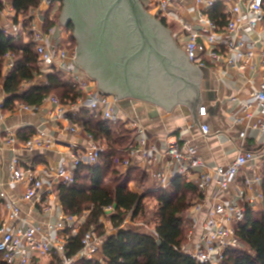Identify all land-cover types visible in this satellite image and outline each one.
Returning a JSON list of instances; mask_svg holds the SVG:
<instances>
[{"label": "built area", "instance_id": "1", "mask_svg": "<svg viewBox=\"0 0 264 264\" xmlns=\"http://www.w3.org/2000/svg\"><path fill=\"white\" fill-rule=\"evenodd\" d=\"M49 7L53 5V0H46ZM155 8L157 16L166 20L171 19L180 27L181 35L184 36V51L189 56L191 63L204 67L210 64L216 71L224 73L230 69L237 71L264 70V29H257L264 13L263 0H195L196 5L201 9L195 21H188L185 17L175 16L172 0H150ZM6 4V1L3 2ZM217 3H222L226 7L227 23L222 28L214 22L208 12ZM37 11V18L31 20L34 11L29 17L17 15L13 8H9L10 24L3 26V31L12 38L25 37L26 42L34 45V51L39 60V69L42 75L58 72L63 75V79L74 84L80 92V98L75 103L79 110H70L63 106L59 99L49 95L44 101L50 102L55 109L52 113L56 120L67 121L69 126L67 131L77 133L79 126L73 122L77 113L85 109L92 113L94 117H101L105 121L117 123L119 120L115 113L117 98L94 93L90 90V80L82 73L81 67L77 64L76 54L71 50L69 35L67 42L62 38V34L56 33L55 27L44 28L45 16ZM38 16L40 18H38ZM53 14L50 19H53ZM252 34L253 37L244 32ZM255 59H260L256 61ZM3 72L11 71L15 66L14 55L7 53L3 57ZM32 83H25V85ZM88 97V98H87ZM257 107L264 113V86L251 94ZM89 103V104H88ZM5 100L0 102V123L5 118ZM18 109L25 113L37 112L39 106L30 107L18 104ZM251 106L246 107L245 118L251 130L260 131L264 134V117L255 116L250 112ZM71 114V116L69 115ZM200 116L206 115V108L199 110ZM241 119V121H244ZM74 123V124H73ZM125 124L132 131L133 140L128 149V154L120 162V167L126 170L133 166H141L146 172L151 173L157 190H164L175 177H182L187 182H191L202 199H197L190 209L195 217L202 209L201 205L206 204L204 219L201 223V232L195 241H189L183 250L189 254L194 261L201 264H222L227 252L231 248H240L234 225L244 221L246 210L238 205L236 199H227V195L232 185L237 182L240 172L255 164L262 154L245 150L241 147L235 160L227 166L206 165L202 160L197 146H190L182 143L178 139L175 142H165L163 152L160 151L161 168L158 167L159 152L147 147L148 140L143 137L138 140V135L143 133V129L136 126L135 122ZM202 133L210 135V130L204 126ZM9 143H17V137L7 131ZM89 145L84 149V156H73L72 166H49L42 169L27 168L19 157H14L9 164L11 173L9 182L12 186L25 183L28 191L21 196L23 201H34L35 204H42L44 190L43 178L55 179L56 185L69 187L75 181L76 168L79 165H95L107 149L106 143L96 141L90 134L86 136ZM55 139L45 135L44 131H37L36 135L25 142L21 149L32 154L35 150L50 149L55 143ZM262 169H264V159L257 166L258 174L256 182L262 183ZM246 186L252 188L251 181H246ZM52 188V187H51ZM211 191V194L206 193ZM7 193L0 186V201L5 205L7 216L5 220H0V264H30L33 258H45L54 256L55 264H78L79 261L95 260L103 264L102 246L106 237L100 236L94 227L88 229L81 240V251L75 256H69L67 250L68 238L64 237L66 232L75 230L80 226L81 218L78 216L65 214L60 215L56 222L47 226L30 224L25 218H21V210L18 204L7 199ZM240 199L244 200V191L239 192ZM263 196V195H262ZM46 210L48 208H45ZM114 214V207L105 209L106 214ZM132 214V213H131ZM194 217V224L196 222ZM125 219V218H124ZM122 227H129L136 232L144 231L151 233L158 238L155 227L148 226L147 222L135 223L134 227L126 226L123 221ZM192 228V230H191ZM190 230L193 231L191 224ZM192 237V233H190ZM67 238V239H66Z\"/></svg>", "mask_w": 264, "mask_h": 264}, {"label": "crops", "instance_id": "2", "mask_svg": "<svg viewBox=\"0 0 264 264\" xmlns=\"http://www.w3.org/2000/svg\"><path fill=\"white\" fill-rule=\"evenodd\" d=\"M141 3L147 13L170 32L172 39L184 51V43H179V40H183L184 36L181 35L180 29L178 32L173 30V23L171 22L174 20H166L157 16L155 8L150 4V0H141ZM172 4L176 12L174 13L175 16L181 15L188 21H195L201 9L200 6L196 5L195 0H172ZM9 8H13L12 4L6 1L3 10L0 12V29L10 24ZM34 12L33 18L35 20L38 12ZM38 18L40 17L38 16ZM257 29L258 31L264 29V13ZM56 33L62 34L58 28H56ZM243 35L248 38L247 35H250V33L245 31ZM250 37H253L252 34ZM21 38L23 42L26 41L25 37L22 36ZM255 60L259 61L260 59ZM191 65H194L201 72L199 83L201 103L199 110L202 107L206 108V115L200 116L198 112L197 118L200 126L193 118L191 108L186 104L178 103L171 111H167L163 106L132 96L117 99L118 106L115 109L117 118L123 123L125 121L127 123L135 122L137 127L143 129V133L138 135L137 139L141 140L145 137L148 140L147 147L159 152L157 156L159 158L158 167L160 168L161 162L163 163L164 161L160 157V151L163 152L165 142H175L178 139L180 142L188 143L190 146H197L202 160L209 167L229 165L235 160L241 147L245 150L262 154V159L259 158L255 164L247 166L240 172L236 179L237 182L231 186L227 198H225V200L228 198L236 199L240 207L244 209L250 208L257 213H261L263 210V196L261 195V183L258 184L256 182V176L258 174L257 166L264 159V134L260 131L251 130L244 118L246 117L245 112L248 104L251 106L250 112L255 116L254 122L257 121V115L264 117V113L257 107L255 100L251 98V94L261 90L264 86V70L237 71L236 69H230L222 73L213 69L210 64L204 67L193 63ZM81 69L82 73L90 80V90L94 93L109 96L111 99L113 97L117 98L114 93H105L100 90L98 88V79L91 77L83 67ZM36 80L33 81V85L47 83L44 78ZM31 86L24 84L22 91ZM5 99L6 94L3 92V82L1 81L0 102ZM18 104H15L13 111L5 113V118L0 123V186L7 193V199L19 205L21 218H25L30 224L44 227L53 224L60 215L65 214L62 204L56 195V186L58 185L55 184V179L43 178L42 204H35L34 201H23L21 196L29 188L25 183L16 186L10 184L11 173L9 172V164L14 157H19L27 168L38 167L42 169L49 166H65L68 168L72 166L73 156L83 157L85 155L84 149L89 145L86 137L88 133L79 125L77 133L67 131L70 123L68 124L64 120H56L54 113H52L55 107L50 102L44 101L39 106L40 109L34 113L21 112L18 109ZM65 107H67L68 112L70 110H79L76 104L65 105ZM69 115L71 116L70 113ZM241 119L244 121H241ZM204 126L209 128V136H205L202 133L201 129ZM23 129L44 131L46 136L52 137L56 141L50 149L35 150L32 154H29L22 151L21 146L24 143L18 138L17 143H9L7 141L10 136L6 133L7 131H11L17 137V132ZM126 129L131 131L127 126ZM140 167L133 166L132 168H136L147 175L148 181L145 184L150 182L155 185L151 173ZM120 169L122 174H126L131 170L121 167ZM247 180L251 181L252 188L246 186ZM129 188L139 194L144 190L136 181H132ZM241 190L244 191L245 196L243 201L239 196ZM207 194H211V191H208ZM201 207L202 209L195 217L197 219L195 222L196 224L199 222V225L198 229H194L192 242L195 241L198 233L201 232L200 227L204 219L206 204L201 205ZM45 208L48 209L46 210ZM6 216L7 210L3 202L0 201V220H5ZM80 218L79 227L61 235L67 237L68 240L71 235H77L87 220L84 215L80 216ZM102 219L105 220V216H102ZM112 231L111 235L117 233L114 230ZM190 233H193V231ZM55 259L54 256L41 259L33 258L30 264H55Z\"/></svg>", "mask_w": 264, "mask_h": 264}, {"label": "trees", "instance_id": "3", "mask_svg": "<svg viewBox=\"0 0 264 264\" xmlns=\"http://www.w3.org/2000/svg\"><path fill=\"white\" fill-rule=\"evenodd\" d=\"M4 1L12 4L17 15L29 17L32 11L41 6L43 0H0V12L4 8ZM58 1L53 0V4ZM50 13L48 10L45 14L46 29L55 25L56 17L50 19ZM208 15L221 28L227 23L226 7L222 3H217ZM69 27L73 29L70 24ZM70 41L72 45H76L72 36ZM7 53L14 55L15 66L4 73L3 57ZM40 77L47 83L33 85L22 91L25 83H32ZM1 81L6 94L5 113L13 111L18 103L30 107L40 106L49 95H57L63 106L75 104L80 98V92L74 84L63 79L60 73L41 74L32 43L23 42L21 37H9L0 30ZM73 122L96 141L106 143L107 149L97 164L79 165L76 168L75 181L69 187L56 186V195L65 215L80 217L89 212L84 226L77 235H71L68 240L66 248L69 256H75L81 251V240L91 227L97 233L105 234L101 219L105 216L106 208L114 207L115 213L111 216V222L117 233L103 235L106 237L101 248L103 264H201L183 250L190 240V233L185 226V213H188L197 199L203 198L195 191L193 184L180 176L172 179L164 190L153 188L154 190L150 189L143 195L131 191L129 185L132 181L145 185L148 177L136 168L122 174L120 162L128 154L132 143V132L126 129L125 123H111L101 117L96 118L85 109L77 113ZM36 133V129L19 130L17 138L25 143ZM262 179L263 210L257 213L247 208L244 221L234 225L241 247L231 248L222 264H264V169ZM149 196L158 203L157 215L160 220L155 226L158 238L151 233L136 232L132 228L121 226L126 214L132 213L133 217H137L144 211V199ZM78 264L100 263L95 260H82Z\"/></svg>", "mask_w": 264, "mask_h": 264}, {"label": "water", "instance_id": "4", "mask_svg": "<svg viewBox=\"0 0 264 264\" xmlns=\"http://www.w3.org/2000/svg\"><path fill=\"white\" fill-rule=\"evenodd\" d=\"M105 1L104 34L97 38L77 33V64L98 79L100 90L116 94L117 99L132 96L167 111L178 103L186 104L200 126L197 116L201 72L191 65L189 56L170 32L147 13L141 0ZM76 2L66 0L59 23H68ZM121 12L125 13L124 18L117 17ZM74 23L78 30L82 29L79 19L75 18Z\"/></svg>", "mask_w": 264, "mask_h": 264}, {"label": "rangeland", "instance_id": "5", "mask_svg": "<svg viewBox=\"0 0 264 264\" xmlns=\"http://www.w3.org/2000/svg\"><path fill=\"white\" fill-rule=\"evenodd\" d=\"M64 6L65 5H64L63 0H61V1L59 0V3L56 2V3H54L50 7H49L47 1L46 0H43L42 3H41V6L39 7L40 8V10H39L40 13L39 14L44 17L45 14H46V11L49 10V12H51L50 15L53 14V17L52 18L56 17L55 25L53 27L58 28L62 32V38L64 37V40L66 39L65 41L67 42L66 34L68 33L70 35L69 31H67L68 30L67 27H68V25L70 23H67L66 22L67 23L66 24L67 27L63 23L62 24L59 23V19H60L61 15H62V12H63L62 10H63ZM171 23H173V27H174L173 30H175L176 32H178L179 29H180L179 26H178V24L176 22H171ZM68 28L70 30V27H68ZM182 42L184 43L185 40L184 39L183 40H179V43L180 44ZM70 48L76 54L77 45H72V43H71ZM41 78H43V77H40L39 79H41ZM38 83H40V82H38ZM53 96L56 97L57 95H53ZM141 186H142V188L144 190L140 193V195H143L146 191H148L150 189L154 190L156 188V185L151 184L150 182H149V184H145V185L142 184ZM144 200H145L144 201V211L141 214H139L137 217H133L131 213H128V214L125 215V219L123 221H125V225L126 226L134 227V226L131 225V221L132 220L135 223H144V222H147L148 226H152V227H155L157 225V223L160 220L159 219V216L157 215V211H158V203H157V200L154 199L153 197H150V196L148 198H145ZM88 214H89V212H85L84 216L87 218V215ZM112 215L113 214L108 213V214L105 215V220L104 219L101 220V225H103V227H104L103 228V233H105L103 235H111L112 232H113L112 230H114L113 224L111 222V216ZM194 217L195 216L192 213H190V210L188 211V213H185V226H186V230H188L189 233L192 230L191 224L194 227L193 230L194 229H198L199 222L195 225L193 223L194 222ZM190 228H191V230H190ZM100 235H101V233H100ZM103 235H101V236H103ZM193 235H194V233H192V237H190V240H192Z\"/></svg>", "mask_w": 264, "mask_h": 264}, {"label": "flooded vegetation", "instance_id": "6", "mask_svg": "<svg viewBox=\"0 0 264 264\" xmlns=\"http://www.w3.org/2000/svg\"><path fill=\"white\" fill-rule=\"evenodd\" d=\"M61 1V0H60ZM65 6H67L66 0H63ZM59 3V1L57 2ZM107 2L105 0H77L76 6L73 7L72 10V17L67 18V22L70 23V25L73 27V29L70 27L69 30V25L67 27V31H69V43L70 37L72 36L75 39V43L77 45V48H79V43H78V36L77 33L79 34L81 31L82 33L86 34L87 36L90 34L96 36L99 38L102 33L104 34V26H103V16L106 14V6ZM70 10V11H71ZM74 17V18H73ZM119 18H124L125 13L121 12L118 13ZM79 19V22H81L82 29L76 27L74 23V19ZM108 27L106 29L105 34L108 31ZM82 57H83V52H82Z\"/></svg>", "mask_w": 264, "mask_h": 264}]
</instances>
